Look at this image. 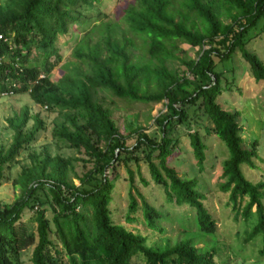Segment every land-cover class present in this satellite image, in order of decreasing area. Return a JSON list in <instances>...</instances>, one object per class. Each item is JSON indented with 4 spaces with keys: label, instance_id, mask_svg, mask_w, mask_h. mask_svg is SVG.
<instances>
[{
    "label": "trees",
    "instance_id": "trees-1",
    "mask_svg": "<svg viewBox=\"0 0 264 264\" xmlns=\"http://www.w3.org/2000/svg\"><path fill=\"white\" fill-rule=\"evenodd\" d=\"M99 4L100 0H0V94L28 93L35 103L57 110L62 119L55 120L53 137L83 152L91 163L76 175L75 184L70 173L76 157L48 150L29 154L30 162L13 179L21 189L19 197L0 203V264H21L22 250L32 244L33 264H216L214 252L201 251L187 239L149 246L144 236L113 222L110 215L115 171L123 164L129 182L127 222L140 208L146 225L163 233L157 224L161 212L138 191L129 168L130 162L142 160L166 200L193 207L199 230L215 233L216 221L204 205L206 196L197 179L181 177L168 161L178 146L173 130L187 123L191 109L202 111L212 125L205 128L207 133L226 147L219 189L227 194L236 218L255 217L244 241L260 236L259 254L264 256V181L250 180L243 169L257 167V141L245 147L240 112L219 104L228 83L223 84V73L217 70L219 62L239 51L254 79L264 81L263 61L246 48L248 31L264 20V0H124L114 23L100 12ZM71 27L84 32L71 52L74 63L52 80V70L64 58L59 39ZM182 44L198 47L197 57L187 59ZM136 47L144 50L146 61L132 58L130 49ZM175 61L181 69L171 66ZM108 95L143 104L165 101V112L154 119L159 138L137 127L131 131L135 142L127 145L131 133L119 131L111 109L101 100ZM33 118L30 129L26 107L7 118L14 132L11 143L0 146V185L5 170L44 129L39 114ZM188 138L202 171L206 145L197 130L188 132ZM26 211L28 222L35 223L34 232L23 218Z\"/></svg>",
    "mask_w": 264,
    "mask_h": 264
},
{
    "label": "rangeland",
    "instance_id": "rangeland-1",
    "mask_svg": "<svg viewBox=\"0 0 264 264\" xmlns=\"http://www.w3.org/2000/svg\"><path fill=\"white\" fill-rule=\"evenodd\" d=\"M123 1L100 0L98 7L100 12L106 13L110 22L114 23L118 19L119 7ZM91 15L92 23L95 19L93 11ZM263 25L264 20L248 31L246 48L254 52L264 63ZM83 34L84 32L78 28L71 27L68 35L60 37L59 47L64 58L52 70L50 74L52 80H57L72 66L74 59L71 52L75 48V42ZM129 36L131 35L128 34ZM136 42L140 44L139 39H136ZM181 46L184 48L187 59L197 57L198 47H190L186 44ZM130 53L135 60H147L144 50L140 47L131 48ZM171 66L182 68L178 61L172 62ZM217 70L223 73V84L225 81L228 83L227 88L218 97L219 104L225 110L240 112L238 123L242 129L241 137L245 147H249L253 140L257 141L259 156L257 160L255 159L257 167L244 166V172L254 182L264 181V81L254 79L249 64L242 58L239 51H235L229 59L219 62ZM101 100L106 107L111 109L112 117L121 133H131L133 129L141 127L147 135L159 138L160 129L154 119L165 112V101L157 104H143L119 99L112 95ZM24 107L28 109L30 116L26 129L31 128L34 122V114H39L44 122V129L39 131L37 139L29 149L20 152L16 158L17 162L10 169L5 170L6 178L2 180L0 185L1 204L11 203L19 197L21 189L13 184V179L19 174L21 166L30 162L29 154L32 152L42 153L48 150L51 154L76 157L78 160L74 163V172L70 173L75 184H78L76 175H81L91 166V163L86 161L87 156L83 152L68 148L53 137L52 129L55 120L62 119L57 110L50 111L35 103L28 93L0 94V146L6 148L12 141L14 131L9 127L7 118L12 117ZM189 112L190 118L187 123L177 124L173 130L172 136L177 139L178 146L168 161L181 177L197 179L198 189L206 196L204 205L216 221L215 233L206 234L199 230L193 207L187 204L176 205L167 201L163 188L152 181L147 165L142 160L138 164L130 162L129 168L135 174V186L138 191L150 205L161 212V218L157 224L163 228V233L152 230L146 225L140 208L136 213L131 214L134 220L127 222L129 182L127 168L123 164H120L115 171L118 177L114 181V189L109 203L111 218L113 222L144 236L149 246L159 245L162 247L166 242L174 243L178 240L187 239L200 247L201 251L214 252L216 264H264V256L259 254V249L262 246L261 237L256 236L248 242L244 241L247 232L255 223V217H251L248 221L236 218L227 203V194L219 189L222 181V162L227 158L226 147L215 134L207 133L205 128L212 125L200 109H196L195 112L191 109ZM195 130L200 133L206 145V158L202 171L196 165L188 138V132ZM135 136L133 133L128 136L127 145L135 142ZM80 159H84V161ZM141 179L146 180L148 184L145 186ZM35 208L40 209L37 205ZM29 216L30 213L26 211L23 216L24 220L28 222ZM46 216L49 219L52 217L49 208H47ZM28 227L29 231H35V223L28 222ZM51 236L54 242H57L55 236L53 234ZM34 245L32 244L22 250L21 264H33L31 254ZM137 263L143 264L140 260Z\"/></svg>",
    "mask_w": 264,
    "mask_h": 264
}]
</instances>
